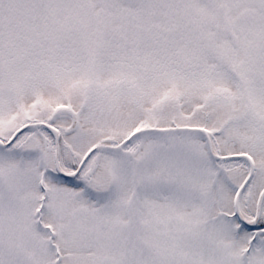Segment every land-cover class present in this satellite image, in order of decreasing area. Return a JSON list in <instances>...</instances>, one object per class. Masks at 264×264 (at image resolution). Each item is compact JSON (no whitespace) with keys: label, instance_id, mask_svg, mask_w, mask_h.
Wrapping results in <instances>:
<instances>
[{"label":"snow or ice","instance_id":"obj_1","mask_svg":"<svg viewBox=\"0 0 264 264\" xmlns=\"http://www.w3.org/2000/svg\"><path fill=\"white\" fill-rule=\"evenodd\" d=\"M0 264H264V0H0Z\"/></svg>","mask_w":264,"mask_h":264}]
</instances>
